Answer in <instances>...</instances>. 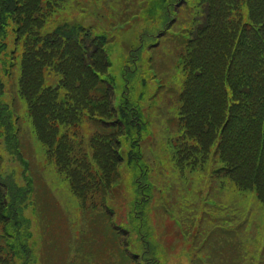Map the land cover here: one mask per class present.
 Masks as SVG:
<instances>
[{
    "label": "rangeland",
    "instance_id": "rangeland-1",
    "mask_svg": "<svg viewBox=\"0 0 264 264\" xmlns=\"http://www.w3.org/2000/svg\"><path fill=\"white\" fill-rule=\"evenodd\" d=\"M159 2L68 0L66 7L70 9L60 15L63 19L74 16L68 20L90 27L94 35L108 38L113 105L118 109L123 100L128 99L141 120V129L134 126L128 136L121 138V144L115 140L114 164L120 167L121 175L119 185L111 189L113 196L110 195L109 208L104 204L107 202L101 201L92 203L93 207H99L92 212L93 216L80 214L66 176L57 173L59 171L52 163L57 159H46L47 141L36 137L25 101L15 88V77L6 81L4 96L9 97L8 92L15 96H11L10 101L15 102L18 112L17 123L21 127L17 137L29 160V171L28 175L24 174V166L13 153V141L0 137V178L9 179L7 186L15 194L14 186H23L30 177V192L27 190L23 196H19L22 192L17 193V199L20 210L29 214L28 219L33 217L31 208L35 207L36 217L32 221L29 219V225L42 233V237L35 233L32 238L36 242L33 247L36 260L32 264H101L102 258L105 264H264V207L255 193L240 191L234 186L235 189L221 187L219 177L211 173V156L194 162L197 164L194 168L200 170L180 169L174 165L171 144L179 133L183 74L177 53L180 43L169 42V32L163 28L172 15L165 16L166 11L156 13L161 9ZM176 8L179 10L177 17L186 19L181 2ZM161 18L163 25L158 30V40H154ZM171 25L169 21L168 27ZM141 39L143 44L137 58L128 61L127 56L136 46L133 42L138 43ZM13 71L18 79V63ZM80 119L79 134L83 142H78L75 153L87 154L91 161L82 165L83 161L77 160L78 189L86 181L98 182V178H103L105 184L111 179L106 167L100 164L103 155L94 156L88 148L90 135L98 128L97 122L87 121L84 116ZM139 136L136 148V140H131ZM120 148L123 155L118 152ZM131 151L133 153L129 154ZM185 156L189 157V151ZM217 164L219 167L218 158ZM139 169L144 171L143 182L150 184L145 191L143 183L139 182L140 178L142 180ZM107 185L112 187L111 183ZM5 191L0 190V201L5 197ZM143 193L154 195L149 198L146 215L145 209L143 211L145 227L142 230L151 234L150 237L145 235L149 249L144 247L145 242L141 244L136 229L140 215L136 201ZM9 196L12 195L9 193ZM5 204L8 205L6 200ZM2 209L0 202V215ZM47 215L51 218L46 220ZM112 218L113 223H125L126 231L119 236L111 231ZM1 220L5 218L1 217ZM8 224L0 222V233H3V225ZM92 233L94 239L91 242ZM192 235L195 238L191 242ZM0 241L3 242L1 238ZM102 249L107 255L91 260Z\"/></svg>",
    "mask_w": 264,
    "mask_h": 264
},
{
    "label": "trees",
    "instance_id": "trees-1",
    "mask_svg": "<svg viewBox=\"0 0 264 264\" xmlns=\"http://www.w3.org/2000/svg\"><path fill=\"white\" fill-rule=\"evenodd\" d=\"M63 1L0 0V52L10 35L23 46L20 94L49 151L66 165L79 159L70 135L81 116L110 115L113 108L108 87L97 82L105 59L84 51H101V43L81 28L54 21ZM202 4L203 18L184 56L185 138L179 151L205 158L217 139L221 172L241 189H254L264 204V0ZM46 69L61 74L56 86L45 84ZM3 109L0 102V120ZM101 144H94L96 156L103 155L100 164L111 179L95 181L97 192L118 178L113 153Z\"/></svg>",
    "mask_w": 264,
    "mask_h": 264
}]
</instances>
